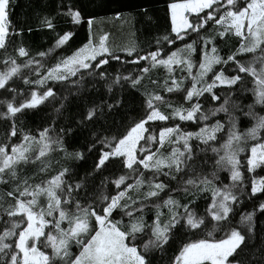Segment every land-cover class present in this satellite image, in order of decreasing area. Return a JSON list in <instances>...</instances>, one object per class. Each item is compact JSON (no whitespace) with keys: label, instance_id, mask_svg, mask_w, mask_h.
<instances>
[{"label":"snow or ice","instance_id":"snow-or-ice-1","mask_svg":"<svg viewBox=\"0 0 264 264\" xmlns=\"http://www.w3.org/2000/svg\"><path fill=\"white\" fill-rule=\"evenodd\" d=\"M10 4L0 0V121L6 125L0 136V185L6 186L0 191V264H152V253L165 254L171 243L178 249L168 264H249L242 256L264 202L241 212L235 224L232 218L245 198L264 193V176L251 179L250 193L245 183V170L264 168V115L254 110L260 105L264 111V0H172L170 31L146 48H122L126 58L109 47L106 34L92 35L90 17L87 41L43 72L45 58L74 32L58 33L52 49L30 56L16 43L24 30L14 25ZM57 16L73 27L83 23L81 11L64 0ZM55 19L45 16L41 26L55 31ZM209 24L214 35H202ZM192 34L199 44L187 42ZM229 35L238 39V47L222 56L216 39ZM110 60L132 69L110 72ZM160 67L171 81H163V91L181 93L183 103L174 106L158 91H141L144 76ZM177 70L183 73L179 78ZM160 83L151 81L154 87ZM56 84L67 95L54 90ZM136 92L145 97L144 114L130 118L125 95ZM249 92L253 102L245 105ZM70 96L85 99L84 107L78 119L57 127ZM209 101L219 103L205 108ZM46 102L54 105L56 119L26 129L27 110ZM160 104L170 112H162ZM220 113L225 120L212 122ZM241 117L252 121L244 131ZM170 120L172 126L158 131L150 124ZM187 122L196 130H185ZM76 131L89 135L79 149L68 151L67 139ZM57 153L68 163L57 161L54 175L34 182L36 173L23 174L29 165H39L37 172L47 175ZM92 154V170L80 175L71 162ZM181 193L194 198L182 204L175 198ZM201 197L203 213L196 210ZM147 209L154 210L151 222Z\"/></svg>","mask_w":264,"mask_h":264},{"label":"trees","instance_id":"trees-1","mask_svg":"<svg viewBox=\"0 0 264 264\" xmlns=\"http://www.w3.org/2000/svg\"><path fill=\"white\" fill-rule=\"evenodd\" d=\"M172 0H64V3H71L76 8L81 11L83 16V23L79 26L73 27L71 23L66 22L64 18L57 16L58 6L61 4V0H11L10 4V13L11 19L15 26L22 28L24 31L21 36L16 38V43L23 44L29 50L30 56L35 57L38 52H48L49 49H52L55 40L57 39V34H63L65 31H73L74 35L65 45L61 46L58 49H55L48 57L44 60V67L41 68V72L45 71L47 67L54 64L58 59L71 55L78 47L84 44L89 36V25L87 23L88 19L93 18V24L91 27V33L97 39L100 35H107V43L110 48L113 49L117 54L122 58H126V54L121 51L122 48L130 45L136 44L138 47H147L149 41H154L157 37L167 34V31H170V22L168 18L167 5L171 3ZM146 10V11H145ZM119 14V18H117ZM56 17V30L52 31L41 26V20L45 17ZM31 28L32 31L29 32L28 29ZM207 31H202V35H214L215 28L213 25L209 24L206 26ZM196 40L199 44V40L195 34H192L188 38L187 42ZM238 39L234 36L229 35L224 40H220L218 37L216 39V46L219 50L220 55L227 56L229 53L234 52L238 47ZM176 47H182L180 42H177ZM11 48L9 52L11 53ZM39 59V57H37ZM130 59V58H129ZM198 60L199 57L197 56ZM145 62H141L143 66ZM4 69V64L2 62V57H0V70ZM120 69L125 71L131 70L132 66L127 65L124 68L121 67V63L117 61L110 60V67L108 71L114 72L115 70ZM27 71V70H25ZM195 71V69H194ZM177 78H179L183 73L179 70L175 72ZM211 73L209 74V76ZM32 79H36L35 74H31ZM169 79L166 75L164 68H156L150 70V72L144 76L141 91L143 92H152L153 90L160 92L163 95L165 101L171 102L174 106L183 103L182 94L175 93H165L163 91V81ZM152 80H158L161 83L155 87L151 84ZM169 79V83H170ZM19 86L23 88L21 82L17 81ZM51 83V82H50ZM187 84L188 81H185ZM54 90L59 92L61 95H67L66 92H63L62 86L59 84L52 85ZM74 91V89H73ZM219 92V89L216 90ZM207 96V94H205ZM3 90H0V99H3ZM144 99L139 92H136L132 95H125V109L128 117L139 118L144 114ZM203 99V98H202ZM86 100L83 98L69 97V100L66 103V107L63 111V115L57 120V127L61 124H69L73 119H78V113L83 109ZM253 97L251 93L245 94L243 97V103L245 105L252 103ZM214 103L209 101L204 105L205 108L213 106ZM58 106V103L57 105ZM185 107H188V104H184ZM54 105L48 104L47 102L44 105L39 106L37 109L27 110L26 114L22 119L25 121V128H31L33 131L37 130L42 126H46L51 123L53 119H56V113L53 111ZM160 110L165 114H168L170 110L165 104H160ZM255 111L264 115L262 111V106L255 105ZM117 122L119 123L120 117H117ZM215 119H220L222 122L225 120L224 114L220 113L217 117L213 118L212 122ZM172 121L166 122H156L155 124H150L154 129L158 131L160 126H172ZM176 123H180L176 121ZM252 126V121L249 118L241 117L240 120V130L244 131L248 127ZM182 127L185 130H196V126L191 122L183 123ZM6 130V125L3 121H0V136H3ZM88 132L80 133L76 131L72 137L67 139L66 147L68 151H73L74 149H79L84 143L85 138L88 137ZM251 141L249 142V147L251 146ZM168 146L165 145V149ZM248 153L241 154L242 160L244 156ZM94 155H89L88 158L82 162H71L74 167L77 168L80 175H83L86 171H91L93 167ZM212 154L209 153V156ZM57 161L62 163H68L67 161L62 160V154L57 153L53 154L51 158V166L47 175H40L37 172L39 165L32 166L29 165L23 172L24 175L33 176L34 173V182H39L42 179L48 178L50 175H54L59 169V164ZM211 163L209 160L208 171H211ZM111 165L109 170H111ZM108 175V171L104 173ZM221 176H226V173H221ZM264 176V168L257 169L254 173H247L245 170V183L247 185V190L250 193L251 190V179L259 178ZM100 177H97V183L99 182ZM175 182H173L174 184ZM6 186L0 185V191L4 190ZM112 194H115L114 188H110ZM133 196L137 195L132 193ZM182 204L188 203L194 197L191 193L184 194L181 193L175 197ZM210 198V194H209ZM264 202V193H257L256 196L251 197L250 199L245 198L243 203L237 206V214L232 218L233 224L239 220V214L241 212H251L254 211L260 203ZM206 207L205 198L201 197L196 200V210L199 213H203ZM165 211V216L162 219L167 218V210ZM154 215L153 209H147L145 212V218L148 222H151ZM117 218L119 216L117 215ZM255 221V231L253 237L248 240L247 248L242 256L246 262L249 264H264V212L256 211L254 216ZM66 226V225H65ZM224 233L218 232L216 234L217 238L223 237ZM186 239L187 237H181ZM147 239V236L144 237ZM142 242V241H141ZM167 251L165 254L160 252L152 253V264H168L169 258L174 255L178 249V243H171L166 246ZM243 247V246H242ZM50 251V249H47ZM73 251H77L73 248Z\"/></svg>","mask_w":264,"mask_h":264}]
</instances>
